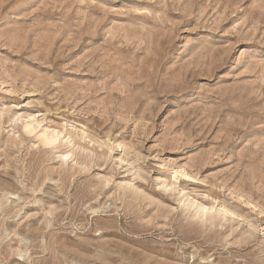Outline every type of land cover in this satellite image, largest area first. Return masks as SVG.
I'll use <instances>...</instances> for the list:
<instances>
[{
    "label": "rangeland",
    "instance_id": "rangeland-1",
    "mask_svg": "<svg viewBox=\"0 0 264 264\" xmlns=\"http://www.w3.org/2000/svg\"><path fill=\"white\" fill-rule=\"evenodd\" d=\"M0 264H264V0H0Z\"/></svg>",
    "mask_w": 264,
    "mask_h": 264
},
{
    "label": "bare ground",
    "instance_id": "bare-ground-1",
    "mask_svg": "<svg viewBox=\"0 0 264 264\" xmlns=\"http://www.w3.org/2000/svg\"><path fill=\"white\" fill-rule=\"evenodd\" d=\"M26 130H27V132H30L31 130H30V128H29V126H26ZM50 136V135H49ZM60 137V133H58V132H54L53 133V135H51V137L50 138H45L44 137V139L42 138V141H43V143H44V145H46V146H51V145H54L57 141H58V138ZM183 173V172H182ZM181 173V174H182ZM183 175L184 176H186V177H190L189 176V174L188 173H183ZM191 178V177H190ZM208 209V208H207ZM209 210V209H208ZM208 210H206V209H204V207L203 208H199V211L200 212H202V211H208ZM211 210V209H210ZM209 210V211H210ZM226 213L228 212V213H231V211L229 210V209H223ZM199 213V212H198ZM203 213V212H202ZM201 214V213H200Z\"/></svg>",
    "mask_w": 264,
    "mask_h": 264
}]
</instances>
